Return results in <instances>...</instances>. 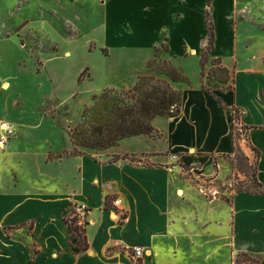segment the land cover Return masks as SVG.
I'll use <instances>...</instances> for the list:
<instances>
[{
  "label": "crops",
  "instance_id": "obj_1",
  "mask_svg": "<svg viewBox=\"0 0 264 264\" xmlns=\"http://www.w3.org/2000/svg\"><path fill=\"white\" fill-rule=\"evenodd\" d=\"M143 1L134 8L137 14L131 5L124 33L106 20L104 66L97 73L83 67L76 75L78 85L66 99L76 100L80 112L75 117L71 112L70 119L77 125L94 94L106 88L132 89L164 42L170 47L167 58L191 81L174 83L182 92L179 115L155 118L158 136L128 137L82 154H71L69 132V146L62 149L23 150L22 134L40 124L12 120L19 135L0 150V264H237L243 254L264 264V0L251 16L245 11L253 0H212L211 6L208 0ZM208 9L216 34L210 54L221 58L232 76V88L224 84L218 94L204 90L200 63L208 44ZM93 79L98 82L92 84ZM66 99L51 110L66 105ZM234 107L243 112L247 130L240 146L256 157L263 192L233 189L226 156L237 144ZM247 142L256 150L249 152ZM179 153L212 155L216 163L186 175L172 161ZM116 199H121L118 206ZM81 205L87 208L89 248L75 252L66 218ZM136 246L144 248L142 257L135 256Z\"/></svg>",
  "mask_w": 264,
  "mask_h": 264
},
{
  "label": "rangeland",
  "instance_id": "obj_2",
  "mask_svg": "<svg viewBox=\"0 0 264 264\" xmlns=\"http://www.w3.org/2000/svg\"><path fill=\"white\" fill-rule=\"evenodd\" d=\"M218 2L226 4L223 0ZM143 3V0H0V120H7L11 124L12 120L17 119L32 120V123L40 124L30 133L22 134L19 148L26 150L51 145L62 149L69 146L68 132L76 126L70 119L71 112L75 117L80 108L76 100L68 101L66 98L78 85L76 75L83 67L90 66L94 73L103 68L106 51L101 44L106 34V20H112L113 24L118 25V33H124V21L132 17L131 5L137 14L134 8ZM256 4L258 0H253L252 6H248L250 9L247 7V16L255 14L252 12L254 8L257 9L254 6ZM142 11L140 9L139 13ZM221 13L220 9L216 17L218 26L222 19ZM143 22L153 26L152 20ZM113 24H110L108 34H114ZM260 26L264 28V25ZM173 47L177 49L178 42H174ZM160 50L159 59H168L169 54H166L165 49ZM86 75L87 71L84 77ZM203 75L206 78L203 86L212 93L218 94L226 88L224 84L227 83V87L232 88L230 72L224 70V66L210 53ZM97 82L98 79L92 80V84ZM64 99L67 102L65 100L63 105H66L51 110ZM92 104L93 100L89 105ZM238 115L237 144L234 153L226 156L232 167L229 176L234 190H260L256 157H250L240 146H245L247 130L242 122L243 112L240 111ZM18 135L16 130L13 138ZM246 145L250 147H247L249 152L253 151L250 143ZM56 155L50 154L51 157ZM131 158L142 159L148 166L156 165L148 157ZM181 158L180 153L172 155V161L183 166L186 175L202 171L203 164L200 161L185 167ZM185 168L195 169V172H185ZM243 258L240 256L239 259L242 261ZM251 259L237 264L258 263L257 258Z\"/></svg>",
  "mask_w": 264,
  "mask_h": 264
},
{
  "label": "trees",
  "instance_id": "obj_3",
  "mask_svg": "<svg viewBox=\"0 0 264 264\" xmlns=\"http://www.w3.org/2000/svg\"><path fill=\"white\" fill-rule=\"evenodd\" d=\"M208 2L211 6L212 0H208ZM205 26L208 31V44L200 60L203 70L210 51L215 47L216 34L211 9L206 11ZM161 48L165 49L166 54L170 52V47L166 42L156 47L155 56L147 65L148 73L140 76L132 89L122 91L116 88H106L94 94L93 104L85 106L83 110L82 121L74 128H70L69 133L73 146L71 154H82V148L104 150L119 144L128 137L158 136L159 131L154 125L155 118L159 116L171 118L179 115L182 92L174 86V83H190L191 81L184 70L171 60L159 59ZM215 60L222 63L221 58H215ZM224 70L228 71L226 67ZM84 73L85 71L82 73L80 81ZM203 88L206 90L205 86ZM218 99L221 102L220 98ZM240 111L241 109L238 107L233 108L235 136L236 122L239 119ZM181 157V163L185 167H191L196 161H200L203 165L216 163L214 156L203 153L181 154ZM259 186L261 187V183ZM249 192H263V190ZM66 220L72 234L74 251L87 250L89 243L85 229L78 226L73 214ZM241 256L244 257L243 262L252 261L248 254ZM242 261L238 258L237 263Z\"/></svg>",
  "mask_w": 264,
  "mask_h": 264
},
{
  "label": "built area",
  "instance_id": "obj_4",
  "mask_svg": "<svg viewBox=\"0 0 264 264\" xmlns=\"http://www.w3.org/2000/svg\"><path fill=\"white\" fill-rule=\"evenodd\" d=\"M16 134L15 125L11 124L8 121H2L0 123V150H7L10 146V143L13 139V136ZM183 169V166H181ZM195 169L185 168V172H195ZM115 205H120L121 199H116L114 201ZM74 217L76 218V223L78 226L84 228L87 223V208L85 205L76 207L73 212ZM145 251L141 246L134 247V254L136 257H142Z\"/></svg>",
  "mask_w": 264,
  "mask_h": 264
}]
</instances>
